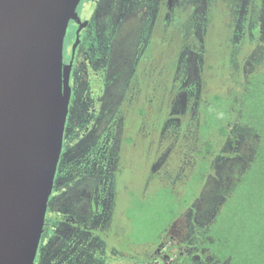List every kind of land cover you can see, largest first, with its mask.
I'll return each mask as SVG.
<instances>
[{
	"label": "rangeland",
	"instance_id": "rangeland-1",
	"mask_svg": "<svg viewBox=\"0 0 264 264\" xmlns=\"http://www.w3.org/2000/svg\"><path fill=\"white\" fill-rule=\"evenodd\" d=\"M237 2L240 9H236ZM193 3L195 6H190L189 13L181 12L173 24L163 17V12L158 14L153 3L147 9L148 14L144 8V13L136 15V21L132 19L133 12L124 15L129 9L121 0L116 1L113 8L115 42V34L121 27L132 26L136 33L130 45L118 51L119 46L114 54L112 95H104L113 96L111 103L118 109L114 114L106 113V104L101 105L103 122H106L101 126L109 125L108 129L93 130L88 125L90 117L100 110L96 100L87 96L89 91L84 93L83 88L77 100V111L89 110L86 116L79 115L85 120L78 130L71 131V142L66 138L68 146L64 147L65 154L60 158L53 188L64 187V192L56 193L50 201L54 209L71 207L81 217L87 216L88 209L95 203L98 226L104 228L103 236L113 248H121L122 237L126 235L115 231L120 228L123 232L122 206L129 197L125 191L140 192L147 188L149 181L156 183L157 174L162 177L170 173L176 154L189 152L187 134L198 119V101L206 93L239 91L235 80L244 77L256 65H264V0H194ZM239 11L240 16H236ZM231 14L234 17L228 21ZM236 17V29L232 32L227 27L233 25ZM128 38L127 32L121 37L120 45ZM106 42L107 34L96 32L86 42L95 49V54L102 55L98 64V69L103 70L101 91L106 88ZM123 94L127 101H123ZM141 105L146 109V116L137 114ZM162 114L166 123H162ZM159 129L156 141L154 136L146 135L150 131L157 134ZM181 131L182 135L174 138ZM254 145L255 137L248 127L238 124L231 131L215 157L214 172L206 180L200 197L169 229L168 241L157 251L160 256L152 260V264H168L179 254L195 262L198 260L199 229L210 219L235 176L250 162ZM164 148L167 150L161 157L159 152L154 156L164 159L167 155L163 167L160 163L154 165L156 172L159 169L155 175L149 169V161L153 152ZM107 154L113 156V165L118 163L117 169L109 170L108 175L112 176L109 184L103 179L108 169ZM80 172L85 174L84 178L65 186L71 182L73 174ZM49 245L46 242L40 245L33 264H76L79 259L82 263L88 259L84 255L87 249L84 245L78 246L74 237L68 242L56 240L50 251ZM170 245L172 248L167 250ZM149 250L150 247L146 248L145 255Z\"/></svg>",
	"mask_w": 264,
	"mask_h": 264
},
{
	"label": "water",
	"instance_id": "water-1",
	"mask_svg": "<svg viewBox=\"0 0 264 264\" xmlns=\"http://www.w3.org/2000/svg\"><path fill=\"white\" fill-rule=\"evenodd\" d=\"M80 0H0V264H33L69 104L66 28Z\"/></svg>",
	"mask_w": 264,
	"mask_h": 264
},
{
	"label": "trees",
	"instance_id": "trees-1",
	"mask_svg": "<svg viewBox=\"0 0 264 264\" xmlns=\"http://www.w3.org/2000/svg\"><path fill=\"white\" fill-rule=\"evenodd\" d=\"M235 81L239 91L206 93L198 101L193 131H185L189 152L176 154L170 173L156 175L157 182L149 181L144 191H128L124 218L130 264H152L151 250L144 258L134 251L139 247L154 250L166 239L169 229L200 197L214 172L216 155L238 124L248 127L255 137L251 160L197 232L198 260L174 259L172 264H264V65H256ZM161 118L166 123L164 114Z\"/></svg>",
	"mask_w": 264,
	"mask_h": 264
},
{
	"label": "flooded vegetation",
	"instance_id": "flooded-vegetation-1",
	"mask_svg": "<svg viewBox=\"0 0 264 264\" xmlns=\"http://www.w3.org/2000/svg\"><path fill=\"white\" fill-rule=\"evenodd\" d=\"M116 1L118 0H80L79 4L77 5L74 11L73 16L70 18L68 22L66 33L64 36V41H63L62 74H63V81H64V75L67 77L70 94H69L68 112L65 122L61 156L65 154L64 147L68 146L66 143V138H68V142H71V140H69L71 131L78 130L80 124L83 122V120H85V119L82 120V118H80L81 116L79 115L81 114L82 116H86L89 110L88 108L77 111V100L78 99L80 100L81 98L80 94L89 91L87 96L96 100L97 104L100 106V110L98 111L97 115L91 116L90 117L91 121L88 123V125L92 127L93 130L94 128L100 130H104L106 128L108 129L109 125H107L105 128H102V126L106 125V122H103V118H102L104 114V112H102L101 110L102 104H106V109H107L106 113L114 114L115 111L118 109L117 105H113V103H111L113 96H110L108 98L104 94L105 93L107 95L111 94V89L113 84L112 72H113L114 54H116L126 45L128 44L130 45L133 41V35H135L136 32L134 28H132V26H130L129 29H122L121 27L120 30L117 31L115 34L116 35V42H115L113 8H114V3ZM193 1L194 0H121V2H123L129 9L124 13V15H127L129 12H133L132 19H135L136 21L138 19L136 15L140 14L141 12L144 13V8L146 9L145 13L148 14L147 9L151 8V3H153L156 11H158V14L159 12H163L164 13L163 17L166 18L167 20L173 21V24L175 23V21L178 18V15H180L181 12L189 13L190 6L192 8L195 6ZM223 1H227V0H223ZM240 8L241 7H239L237 2L236 9H240ZM89 11L93 13L92 14L90 13V15H88L87 12ZM240 14L241 11L236 13V16H240ZM124 15L122 19L125 18ZM233 17L234 14H231L230 17H228V21ZM143 20H144V16L142 17V21ZM236 21H237V17L234 19L233 25L227 27V29L231 28V31L234 32L237 24ZM95 32L98 34H104V33L107 34V42L105 47L106 68L104 71L105 73L104 80H105L106 88L104 89V91H101L103 70L98 69V64L100 61L99 59L101 58L102 55L98 56L97 54H95V49L93 47H88L86 44L87 39L90 38L91 34H95ZM127 32L129 37L128 40L123 41L120 45V42L124 39L122 38V40H120L121 37L124 36V34ZM229 33L231 32L229 31ZM119 46L120 48L116 52ZM139 59L140 57L138 58V61ZM83 88L84 90L82 92L81 90ZM123 101H127L124 97V94H123ZM137 109H138L136 110L137 114L140 117H142L143 115L146 116L145 107L141 105ZM154 129L156 132V128ZM160 131L161 129H159V132H157V134H153V133L151 134L150 131L147 132L146 135L154 136L156 140V137L160 136L159 135ZM192 131L193 130L191 128L189 132ZM73 144L75 145L76 142ZM109 146L110 144L107 145V151ZM154 149H156V147H154ZM157 152L160 153V157L162 156V150L158 149V151L153 152V158L150 159L149 161V169L153 170L155 175L156 173H158L159 169L156 172L157 168H155L154 165L156 163H160V165L162 166L163 164L162 162L163 159H160V157L159 159H156V157H154ZM112 160H113V156L107 154L108 169L106 170V174L103 178L107 184H109L112 178V176L109 177L108 175L110 174L109 171L110 168L113 170V169H117L116 167H118V163H116V165L115 164L113 165ZM58 166H59V162H58ZM57 172L58 171H56L55 177L58 174ZM73 175L71 176L72 179L71 182L67 183L65 186L69 184L73 185L77 183L79 180L84 178L85 174L83 172H80ZM157 175H160V173ZM53 188H54V184H53ZM53 188L48 200L45 221H44L43 231L38 246V250H40V245L42 243L45 242L49 243L50 245L48 249L50 251L51 249H53L52 246L55 245L56 240L68 242L72 240V237H74L75 243L78 246L84 245V248L87 249V252L84 255L88 256V259L84 260L83 263L80 262L79 259V262H77L76 264H130L129 263L130 252H128V247L125 244L126 235L124 234V236L122 237L123 240L121 241H123L124 244H122L123 246L121 248H113L111 246H108L107 240L103 236V232H102L104 228L101 227L102 228L101 229L98 226L97 212H96L97 209L94 206L95 203H93L94 204L93 207L88 209L87 216L85 217L79 216L71 207H67L66 209H62V208L54 209L51 205L52 197H54L56 193L62 194L64 192V187L57 186L55 187V190ZM144 188L142 191L145 190ZM128 191L129 190H126L125 193ZM127 204L128 202L126 200L124 206H122L121 214H122V220L124 222V225L122 227L123 232H120L121 231L120 228L119 229L115 228V231H118L119 234L122 233V235L123 233L127 232V220L124 218V210ZM57 225L59 226V230L57 229L58 227ZM65 236L68 237L66 238ZM164 241H162V243L158 245L154 250L150 249L152 251L151 254L153 256V261L160 256L159 252L157 253V251L160 250L162 247H165ZM99 247H100L99 251L101 254L98 251ZM170 248H172V245L168 246L167 250ZM134 253H137L139 256L144 258L146 256L145 255L146 248L142 247L141 251L138 249L134 251ZM186 256H182L180 254L174 255L173 258H171V260L168 261V264H172L174 262V259H180L179 262H183L186 259H188V261L190 259L191 263L195 262L192 258ZM196 256L198 257V255Z\"/></svg>",
	"mask_w": 264,
	"mask_h": 264
}]
</instances>
